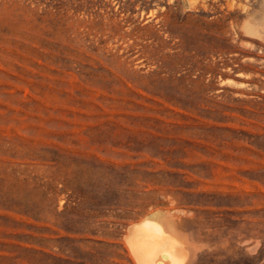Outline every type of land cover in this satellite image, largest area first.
Masks as SVG:
<instances>
[{"label":"rangeland","instance_id":"obj_1","mask_svg":"<svg viewBox=\"0 0 264 264\" xmlns=\"http://www.w3.org/2000/svg\"><path fill=\"white\" fill-rule=\"evenodd\" d=\"M147 221L264 264V0H0V264H139Z\"/></svg>","mask_w":264,"mask_h":264},{"label":"bare ground","instance_id":"obj_2","mask_svg":"<svg viewBox=\"0 0 264 264\" xmlns=\"http://www.w3.org/2000/svg\"><path fill=\"white\" fill-rule=\"evenodd\" d=\"M172 236V235H171ZM153 222L135 228L131 245L139 264H184L187 253L173 236ZM188 259V258H187Z\"/></svg>","mask_w":264,"mask_h":264}]
</instances>
